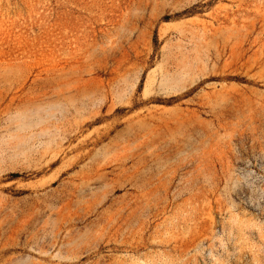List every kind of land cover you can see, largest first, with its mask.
<instances>
[{"label":"rangeland","instance_id":"374dc122","mask_svg":"<svg viewBox=\"0 0 264 264\" xmlns=\"http://www.w3.org/2000/svg\"><path fill=\"white\" fill-rule=\"evenodd\" d=\"M0 264H264V0H0Z\"/></svg>","mask_w":264,"mask_h":264}]
</instances>
